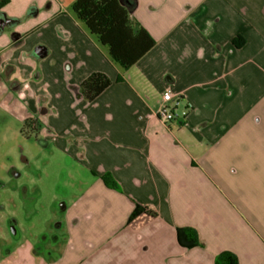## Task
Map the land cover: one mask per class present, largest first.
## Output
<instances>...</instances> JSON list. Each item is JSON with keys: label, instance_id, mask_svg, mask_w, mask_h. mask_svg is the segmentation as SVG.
I'll use <instances>...</instances> for the list:
<instances>
[{"label": "crops", "instance_id": "obj_1", "mask_svg": "<svg viewBox=\"0 0 264 264\" xmlns=\"http://www.w3.org/2000/svg\"><path fill=\"white\" fill-rule=\"evenodd\" d=\"M74 1L0 11V100L15 97L20 121L37 127L38 152L24 160L37 174L17 177L40 205L30 186L50 167L55 208L41 223L52 241L25 239L13 264H214L222 252L264 264V0H135L129 18L154 46L128 69ZM93 73L110 85L88 102L80 85ZM165 91L179 101L167 124L156 116ZM136 204L157 218L132 230ZM181 229L197 244L181 245Z\"/></svg>", "mask_w": 264, "mask_h": 264}, {"label": "rangeland", "instance_id": "obj_2", "mask_svg": "<svg viewBox=\"0 0 264 264\" xmlns=\"http://www.w3.org/2000/svg\"><path fill=\"white\" fill-rule=\"evenodd\" d=\"M20 88V85L14 83L7 86L6 91L17 92ZM15 99L10 95L0 100V262L3 258L9 257L10 264L17 259L18 249L25 239L40 243L41 236H44L47 242L52 241L54 227L50 223L44 226L41 223L55 210L50 204L52 194L50 167L46 168L47 179L40 181L41 183L37 182V188L33 186L34 184L30 186V192L33 189H42L43 199L40 205L34 206L30 195L25 197L24 188L21 187L24 179L17 177L18 173L23 175L31 172L29 177L37 174L26 167L24 160H32L38 151L35 143L37 127L33 130L34 127L20 121L22 112L16 108ZM11 220L15 222L14 228L18 235L13 236L10 230ZM35 236H38L37 240Z\"/></svg>", "mask_w": 264, "mask_h": 264}, {"label": "trees", "instance_id": "obj_3", "mask_svg": "<svg viewBox=\"0 0 264 264\" xmlns=\"http://www.w3.org/2000/svg\"><path fill=\"white\" fill-rule=\"evenodd\" d=\"M8 2L0 0V11ZM135 5V0H75L71 5L77 20L100 45L107 48L109 57L123 69L132 67L154 46L147 32L129 18V12ZM109 85L110 81L105 75L93 73L81 83L80 89L85 100L91 102ZM27 123L36 130L33 121L26 120L24 124ZM21 134L24 136L22 130ZM102 180L108 188L117 189L108 174ZM156 218L157 212L152 206L136 204L128 218L127 227L135 230ZM177 232L181 245L191 247L197 244L193 230L181 229ZM183 234L187 236L188 242L182 240ZM214 264H238V261L234 254L222 252L215 257Z\"/></svg>", "mask_w": 264, "mask_h": 264}, {"label": "built area", "instance_id": "obj_4", "mask_svg": "<svg viewBox=\"0 0 264 264\" xmlns=\"http://www.w3.org/2000/svg\"><path fill=\"white\" fill-rule=\"evenodd\" d=\"M179 101L169 91H165L161 95V102L156 112L157 118L163 123L167 124L177 118L175 112Z\"/></svg>", "mask_w": 264, "mask_h": 264}, {"label": "water", "instance_id": "obj_5", "mask_svg": "<svg viewBox=\"0 0 264 264\" xmlns=\"http://www.w3.org/2000/svg\"><path fill=\"white\" fill-rule=\"evenodd\" d=\"M34 56L37 58H42L45 56V52L43 51V49H41V47H38L34 50L33 52ZM12 234H15V228H12L11 230Z\"/></svg>", "mask_w": 264, "mask_h": 264}, {"label": "flooded vegetation", "instance_id": "obj_6", "mask_svg": "<svg viewBox=\"0 0 264 264\" xmlns=\"http://www.w3.org/2000/svg\"><path fill=\"white\" fill-rule=\"evenodd\" d=\"M9 227H10V228H14V227H15V222H14L13 220H11V221L9 222Z\"/></svg>", "mask_w": 264, "mask_h": 264}]
</instances>
